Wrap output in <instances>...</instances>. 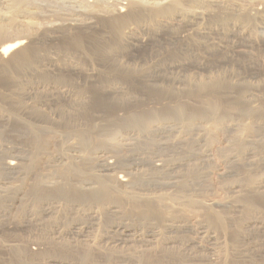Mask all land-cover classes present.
<instances>
[{"label": "rangeland", "instance_id": "obj_1", "mask_svg": "<svg viewBox=\"0 0 264 264\" xmlns=\"http://www.w3.org/2000/svg\"><path fill=\"white\" fill-rule=\"evenodd\" d=\"M213 1L217 2L219 0L217 1L213 0ZM132 2L135 4L137 3V5H140L141 7L152 6L153 8H158L162 6L160 0L159 1L133 0ZM220 2L224 4L221 5V3H219V5L221 6L225 5V8H223L224 6L223 7L220 6L221 9L217 8L218 9L217 10L215 7L218 4L216 3H211L212 5L215 4L214 7H212L211 4H210L211 6H207L208 8L211 7L212 9L211 8L208 9L207 7L204 9L203 6H196L192 8L184 7L182 10L183 14L181 17L183 21L180 18L176 19L173 17H171V19L169 20V22L176 28V30L178 29L179 31L184 26V23L189 20L193 22L194 27L197 28L196 30L201 29L203 31L202 32L200 30L199 32L205 34V36H203V34L202 37H200V35L199 36L197 35L198 38L195 36L197 38L196 43L198 46H200L198 47V49L199 48L201 49L198 50L200 55L198 56V54H196L197 57L196 56L193 57L195 59L199 57L197 61H201V63L204 64L202 65L203 66L202 68H196L193 65L191 66V64L189 63L190 61H193V58H190L189 61V59L185 58L186 56H183L184 57L182 58L183 61L182 59H180V61L182 63L183 62L187 63L186 60H188L187 64H189L190 66L188 65V67L184 66L183 69L178 68L164 72L162 71L158 72V69L155 70L154 66L152 67L150 66L151 68L144 67L145 71L143 70L142 72V70L139 71L138 69V65H139L138 63L136 64L135 61L134 62L130 61L131 56L137 54V52H139L140 49L139 48L133 49L134 46H128V47L125 46L123 48L125 55L124 53H122L123 51L121 49L120 52H118L119 60H121V62H123L125 65L126 63L136 64L135 70H131L132 72L112 71L111 73L110 71L101 68L102 64L100 63V61L95 59V57H98L100 55L98 54L99 53L98 50H97L98 53H96V50L93 52L91 51L92 53L95 52V55L87 50L84 51V54L81 53L82 57L89 59L91 61L92 60L95 61V62L93 61L88 62L87 65L85 64V62L84 63L82 62V64L86 65L85 68L88 66L91 67V69H94L96 75L94 74V78L90 79L92 82L93 81L99 82L100 80V83H102V80H108V82L111 81L115 83L119 81L124 85V88L126 89V93L131 95L129 97H123L122 98L123 101L134 97L136 98V100H138L136 105L135 104L130 105L129 103L130 105L129 106L125 104L123 106L124 110L121 109V111L118 112V114L121 117L123 115H125L123 116V118L128 116V114L126 115V113L128 112H129V116L131 113L134 115V117L143 116L146 112L150 114L151 109L155 110L154 112H151L152 116L155 114L156 109L158 110L157 112H161L162 110V113L164 112L168 113L171 112V110L174 111L180 110L185 114L176 117H186L191 114L190 112H197L198 110L205 111V113H207L206 116L208 115L210 116V114H208V112H210V109L207 105L204 104L203 100L206 101L207 100L206 98H212V97L218 98L219 94L220 95L218 99L222 104L221 110H224L226 108L225 110H228L229 115L232 116L231 118L240 117L239 113H236L235 111L236 109L225 106L226 103L228 105V103L235 102L237 100L235 96L236 89L231 90L232 88H227V86L223 83L224 86L222 85L223 86L222 88L225 87L227 89L225 90L217 89L213 91V95L209 94L208 90L210 88L208 87V85H213L210 82L215 81L218 77L225 78L227 82L231 80L229 81V83L230 84L234 83L233 85L236 84L249 85L250 91L249 90L246 91V93L247 92L248 93L243 95L242 99L244 97V99L247 100L249 98L248 97L249 94L252 95L254 94L252 98L254 99V102H258L260 100L258 103H256V105H258L261 102L262 98H264V90H263L264 68L262 69L258 67V64L262 62L261 60L264 61V19H263L264 15L263 17L261 16L258 18L255 17L254 15L251 16V18L249 19V22L251 24L248 23V21L246 22L237 21L236 16L233 15H237L242 11H243L242 14L248 11H249L248 13L251 14L254 12L252 11L253 9L254 10L257 9L263 12L264 0H220ZM121 3L126 4V1L124 2L122 1ZM123 6L121 4L120 7ZM94 7L98 8L97 11L94 10L96 9ZM113 8L115 7L114 5L110 6L109 0H102V1L101 0H0V23H1L0 27L2 25L3 26L5 25L7 28L9 27H14L17 29L20 28V30L23 31L22 33L23 35H21L22 39H25V41L27 42H29V40L31 39H34L35 42L33 43L34 45L33 47L41 51V53L49 54L50 56L52 55L51 57L53 58L62 57L61 58L62 64L65 63L64 65L66 64L73 65L74 61L76 62L78 55L73 57H68L67 55L68 53H65L62 49V47L69 44V41L66 39L68 33L64 32V34L60 35V33L55 32V30L57 28L61 29L62 26L63 28L64 27L67 28V26L70 27L75 23L80 24L81 22H85L84 25H88L86 23L89 24L95 23L93 18L90 19L91 21L89 20V18L91 17L90 15L91 13L94 14L97 12L99 13L98 14L99 16L100 15L102 16V14L104 15V13H106L107 11L108 13L106 14H109L110 10H112ZM193 8H195L196 11ZM214 9H216L217 11ZM222 9L224 10L225 13L228 12V15L233 14L231 15V19L232 17L233 19L234 18L236 19V21L235 19L233 21L230 19L229 22L231 23L228 22L229 26L227 25L226 27L228 31L226 29H223L224 31H222L219 25L215 26V22H212L210 21V19H208V17H210V12H215V11L218 12L219 10ZM194 11L197 12L196 13L197 15L192 18L191 13ZM206 11L207 12L210 11L209 14L206 13ZM185 13L186 16L184 15ZM187 13L190 17H187L188 16ZM185 17L189 19H185ZM178 22H179L178 26L182 24V26L179 28L177 26ZM96 23L94 25L97 26L99 25V26L98 27L96 26V29H94L93 31L96 32L97 34L99 33L98 39L100 40L101 39L100 34L102 35V37H104V35L103 33L100 32L101 28L99 22L97 24ZM213 23L214 25H211ZM233 23L235 24V26ZM68 24H70V26ZM142 25L147 27L148 24L141 23L140 26ZM232 26H234L233 29H231ZM130 27L129 28L131 29V31L133 30L132 33L135 32L134 36H136L137 39L139 38L138 40L141 39L143 40L148 38L147 35L143 32L144 31L143 29H145V27L142 29L141 27L138 28V25L136 26L133 24L132 26L130 25ZM11 29L7 31L6 34L2 36L0 35V46L3 44L2 41L6 37L16 38L19 36L16 34L15 29L13 28ZM132 33L128 34V36L129 35L132 36ZM242 33L244 36L242 35ZM42 35L45 36L42 37ZM46 35L49 36L48 39L45 38L47 37ZM240 35L245 39H248L249 40L248 42L250 43L246 45L247 43L245 41H242L240 38L237 39V37H239ZM247 35L249 38L247 37ZM107 37H108L107 39H111L109 35ZM202 45L209 46L208 48H210V51L209 50L207 51L208 54L205 50L206 48H202L203 47ZM211 47L213 49H211ZM222 47H224V49ZM166 48L168 50L165 49V51H170L172 49L171 46H167ZM216 48L222 50V51L220 50L221 51L220 54H219V50ZM165 51L162 52L161 54L162 56L160 55L161 56L160 58L155 57V60H153V62L157 63L158 61H161L162 57L166 58L167 61V59H169L170 54L169 55L166 54ZM224 51L227 52V55L226 53H224ZM210 55L211 56L213 55L212 57L214 59L213 61H215L216 63L218 61L217 64H215L212 61ZM223 55L224 57L227 56L226 59L223 58ZM247 55L250 56L247 57ZM177 57L181 58L179 54ZM177 57L173 59H177ZM215 57H218V59L223 61H220L217 58L215 60ZM71 58L73 59L71 60ZM250 58L252 60H250ZM70 60L71 62L69 63ZM211 61L214 64H212ZM221 62L228 63L229 65H227V68L225 63H223L225 64L223 66L222 65L217 66L219 65V63L222 64ZM36 65L37 63L34 66ZM214 66H217L219 69ZM229 66L232 67L229 68ZM223 68L226 69L224 70ZM227 69L228 70L230 69L232 72L231 71L227 72L226 71ZM148 70L149 71L152 70V71L149 72ZM133 71L137 72V74ZM257 71L261 72L260 74L262 76H260L261 78L258 77L255 79L254 73ZM121 72H123L124 74L123 73L121 74ZM125 73L127 74L129 73V74L125 75ZM131 74L134 78L131 76ZM66 75L70 76L71 74L66 73ZM147 75H151V76L153 75V76L151 78H148ZM71 76H73L74 78L78 77L80 79H83L82 81L85 80L84 77L82 78L78 74H72ZM73 77L71 78L73 79ZM105 77L108 78L106 79ZM78 78H76L75 80L81 83L82 81ZM146 79L149 82L152 80L151 81L152 83L150 82L152 86L149 85L150 84L149 82H148L149 84L146 83L147 82ZM156 80L158 81V84ZM72 82L75 81L73 80ZM55 83L56 85H58V86L55 85L56 87L59 88L61 86L59 89L60 91L69 90L70 93H72L71 95H73V92L74 95L76 94L75 91L77 87L74 85L75 83H73V85L70 84L71 86L67 84L68 82L64 84L61 83L60 81H55ZM201 84L202 85L208 84L207 86L204 85L205 88L206 87L208 88L206 89L203 88V90L200 89L199 86H201ZM74 86L76 88H74ZM41 89L39 90L43 92L40 93L41 95L39 98L35 100L32 97L33 98V99L31 98L32 100L31 99L26 100L23 101V103L31 104L33 103L32 101L34 102L39 101V103L47 101L46 99H44V96H42V94L48 93V89L50 88L43 87V89L42 90ZM50 90L49 92H55L54 90L53 91ZM88 95L86 96L88 97ZM76 96L77 98L80 97L79 95ZM86 96H85V100L87 103L84 101L86 104L85 103L82 104L81 102V105L79 104L77 106H72L73 108L70 107L68 108L67 106L66 108L65 107L63 108L62 106H59L58 108V106H53L50 103L47 106V108L45 107L46 113L55 116L54 117L56 123L55 127H57L56 128L57 130H55V132L56 131L57 132L53 133L50 136V138L48 137L47 139L49 140L48 142H50V140H54V141L51 142L50 144L48 143L47 146L48 148L47 147L45 148L46 150L44 149L43 151L41 150L40 152V149H36L35 147H33L35 149L31 148L30 146L24 147L27 144L25 143L27 142V139L24 138L26 141L23 138L21 140L22 135L21 137L14 139V137H10L8 136L9 134L6 133L5 138L4 137L1 138L3 140H0V264H50L48 263L49 259H53L56 257L55 258L57 259L56 261L61 260V258H58V256L55 254V250L57 246L54 243H59V244L68 243L71 246L73 245V247H75L76 245L74 244V242H78L81 246L84 244L87 245L89 243V246L87 245L86 248L88 247L87 248V250L89 249L88 251L91 250L90 254L92 256L88 255V258L86 260H79L72 255L73 253H71L70 255H67L68 256L67 258H69L68 262L71 261L72 264H117V262L121 264V261L122 263L124 261L125 262L127 261L126 263L124 262L123 264H128V263L138 264L137 260L139 261V264H143L140 261V257L136 260L138 256V254H136L137 253L136 251H138V247L141 244H143V240L145 242L146 239H149L148 237L152 235V233L153 235L155 234L153 252L160 250L161 247L162 248L165 246L171 247L173 244L174 247L176 246L177 248H179V250L177 249V252L176 251L170 252V254L166 255L165 258H160L158 260L159 261L158 264H223V263L228 264L230 262L232 264H264V148H263L264 131L261 132L259 136L254 138V140L258 142V144H260L261 146H259V148L256 147L253 151L247 150L248 152L245 151L243 153L241 152L242 153L241 154L240 152L233 151L229 148V146L231 145L229 141L233 136L232 133L236 129L235 127H231V129H229L228 127L231 123L229 124L227 123V121L223 123L215 122L216 123L215 124L213 121H209V119L207 118H202L194 122L193 123L194 126L192 124V127H190L189 130L187 127L188 124L186 123L187 121L183 122L179 120L177 121L173 120L175 122L170 121L169 123L168 120L166 121L162 120L163 118L162 119L154 118L156 119V121H154L151 124L149 132L148 131L142 132L141 129H139L136 125L135 126L132 125L133 127L130 128L125 127V128H121L120 130L118 129L117 134L112 132L111 129L113 128H111L110 132L108 133L105 130H102V132L99 130L100 137L98 136V138H96L95 136L94 140H92L91 141L92 143L90 142V144L94 146L95 142H97L95 144H98L99 141H101V143H103L104 146L101 148H97L98 150L95 149L96 147L94 148L88 147V149L85 148L83 150L84 147L81 146V143H79L80 140L78 136H76L77 133L75 130L78 126H79L78 128L83 129L85 127L84 125L87 126L91 124L90 122L91 121L93 122V120L97 127L102 126L101 124L105 123L108 120L111 122L115 121L112 114H106L107 112L103 113L104 111L99 110L100 107L97 106V103L99 104V102H101L102 100L106 102L104 99L106 98L105 93H103L102 96L99 97V99H97L96 104H94L95 101L91 99L92 98L91 96H89L91 97L89 99L86 98ZM41 99L43 101H41ZM223 102H225V105ZM81 106L85 111L82 110ZM119 108H122V106L120 105ZM61 110L68 112V113L65 112V114L71 116V118L72 117L73 119L75 118V120L71 119V122H69V124L66 125V127L62 125V121L61 119H59V116L61 118V115L59 114ZM94 110L96 112H94ZM206 110L209 111L207 112ZM79 113H81L82 116ZM261 116H262L261 118H264V111L261 112ZM147 117H150V115H148ZM159 117H163V116H159ZM109 121L108 123H110ZM261 121H262L261 123H264L263 119ZM122 122H124V120ZM72 125L75 127V130ZM109 125H112L113 127V125L116 126L117 123L116 124L112 123ZM63 129L66 130L70 129L73 133H76V135H72L71 137L69 138L66 137L67 139H64L65 141L68 140L66 141L68 142V144L63 141V137H64ZM112 133H114L115 135H113ZM11 135L13 136V133H11ZM73 136L76 137L74 138ZM16 139L18 140L20 139V140L18 141ZM96 139L98 141H96ZM61 142L63 145H61ZM18 144L21 146L16 147L15 145ZM18 148L19 150H17ZM21 149L23 151H21ZM99 149H101L102 151H99ZM34 151L35 152L38 151L37 154ZM85 151L87 152L85 153ZM85 156H89V158L87 159ZM72 157H75V159L74 158L72 159ZM90 158H92V160ZM96 159H98L99 161L100 160L106 161L107 163L109 162V164H111L112 167L111 165H109L108 168L106 167L108 171L106 170V168L98 167V164L100 166L103 163V161L99 162ZM235 161L239 162V164H242L243 166L240 167L235 166L237 165ZM8 162L16 163L18 165V168L15 169L14 171L7 170L5 168L6 165L4 166V164ZM70 165H73L74 167ZM154 166H159V168L160 167L161 168L158 169L157 171L155 170ZM72 167L73 170H75L76 167L79 169L75 170L77 171V173L75 174L70 172L69 174L71 175L70 177L68 175L69 177L68 179L70 180V182L76 183L75 185H77L76 186L77 188L93 187L91 185H88L87 183L91 182L92 176L94 177L95 175L98 174L99 176L100 175L109 176L110 178H112V180L109 178L112 182H114L116 178L122 177V179H128L130 183L126 184L128 186L125 185V187L123 186L122 188H118L116 186L117 195L116 193H113L114 194L113 196L116 199L114 197L113 199L107 198L105 201L101 203H96V202L88 203V204L84 203V205L82 206L76 202H71V203L66 202V200L63 199H54L52 201L50 200L48 203H45L43 206L44 208L47 205H48L47 207H49V205L51 206V208L55 207L56 212L53 216H50V218L44 217L41 213V209L40 210L37 209L38 207L34 205L33 206L35 208L34 207L32 208L31 199L29 200L28 198V196L31 197V188L33 186L32 184H34L35 178L39 177V180L41 179L40 181L42 186L45 187L47 186V188H52V189L55 187L62 188L63 187L62 183L64 181L60 179L61 176L60 173L63 174L65 171L72 169ZM101 170L103 172H101ZM77 174L78 175L81 174L82 177L81 176L77 177L76 176ZM114 178L115 180H113ZM253 181H256L255 183H258V185H260L259 186L260 188L256 190L254 189L255 191L253 190V188L250 189L251 184L254 183ZM129 194L133 196L136 195L141 198L144 196L148 198L151 197L152 199L153 197L160 198L162 196L164 197V198L161 197L163 199V204L161 202L160 203L162 206L164 205L163 207L164 209H166V211L162 209L161 212L163 213L164 211L163 214L160 212L159 214L157 213L156 215L155 213V215L153 214L154 216L150 215L149 219L148 218L141 219L138 212L141 214L140 211L142 209L143 199L140 198L139 200L132 199V197L130 198V196H128ZM5 199H6V203L4 204V201L2 200ZM123 200L125 201V203ZM186 201L188 204L186 203ZM190 201L191 202L194 201V203H196L195 205L197 206V210L191 211L189 209L188 210L186 209L188 208L187 205L189 206ZM7 202H10L8 204L9 206H11L10 216H7L4 212L5 209H3V207L6 206ZM24 205H25L24 208H20ZM136 209L140 211H137ZM110 211L114 214H112ZM209 212H211V215L214 214L216 219H220L219 221L222 222L223 224L210 226L208 222H213L216 224L217 221H214L210 218ZM112 215L114 217H112ZM89 216H93L94 218L96 217V219L92 221L89 218ZM151 220L152 222H150ZM248 221L259 222L261 224H256V225L249 224L250 226L248 225L247 227ZM92 224L93 226H90ZM118 224L122 226L125 225L131 230V234H132L131 238L130 239L128 238L130 242L127 243L125 242V245L122 244V239L124 237H121L120 236L121 233L119 232L120 230H117L119 226ZM166 224L167 225L175 224L178 226L182 225L181 226L182 228L171 230L166 227ZM84 225L86 226V228ZM5 226H7L10 229L7 228L6 230ZM54 226L57 228H55ZM74 227L79 228V230L78 229L74 230L73 229ZM256 227H258L259 229L258 228L256 229ZM200 228H204L205 230L207 229L208 233H212V232L215 233L214 235L212 233V235L214 236V239L216 241L214 239L210 240L207 236L205 237V235L200 234V230H199ZM67 231L70 232V234ZM74 232L79 233V236L82 237H76L74 235ZM238 233H240L241 235H239ZM80 240H82L84 243ZM124 240L127 239L124 238ZM168 242L170 243L174 242V243L168 244ZM194 245L199 246V248L194 249ZM189 247L190 249H188ZM13 248H16V250L15 249L12 250ZM75 248H73L74 251ZM208 248H212V251L207 254V251L205 249ZM32 249L38 250L39 252L37 254H32L31 253ZM121 249L122 251H119ZM200 249L202 251H199ZM18 250H20V252H18L19 253L18 260H21L20 263H16L18 262V260L15 257H13ZM76 250H79V248L77 247ZM105 255H107V257H105ZM132 255L133 256L136 255V257H133ZM141 258L142 260H144L145 256ZM66 260L67 259H63V261ZM213 260L215 262H213Z\"/></svg>", "mask_w": 264, "mask_h": 264}, {"label": "bare ground", "instance_id": "obj_2", "mask_svg": "<svg viewBox=\"0 0 264 264\" xmlns=\"http://www.w3.org/2000/svg\"><path fill=\"white\" fill-rule=\"evenodd\" d=\"M102 1V0H101ZM124 2L126 1V4H123L121 2ZM133 0H109V3H110V6L111 5H114L115 8H113L112 10H110V13L109 14H106L108 13V11L106 13H104V15L102 14V16L98 15L99 13H94V14H90L91 17L89 18V20L91 18H93V20L95 21V23L99 22L100 24V28H101V33H103L104 37H102V35L100 34L101 36V39L99 40L98 39V34L96 32H94L93 30L96 29V26L97 25H94L95 23H86L88 25H84L85 22H79L80 24L78 23H75L73 25L70 26V24H68L70 27L67 26L63 28L62 25V28L61 29H56L55 32H58L61 34H64L65 33H68L66 39L69 41V44L62 47L63 51L65 53H68V57H73V56H77L78 55V58L76 60V62L74 61L73 65L72 64H62L61 62V58H58V57H51L49 54H45V53H41V51L37 50L36 48H34L33 46V43L35 42L34 39H31L29 40V42L25 41V39H22V36L23 35V31L20 30V28H14V27H9L7 28L5 25L1 26L0 27V35H4L6 34L7 31H9L11 28L15 29L16 31V34L19 35L18 37L16 38H9V37H6L3 41H2V45L0 46V140H3L1 138H5V135L6 133L9 134L8 136L10 137H14L15 138H19L21 137V140L22 138L24 139H27V143L24 147H28L30 146L31 148L35 147L36 149H40V152L41 150L43 151L47 146H48V143L50 144L51 142H53L54 140H50V142H48L49 140L48 137L50 138V136L53 134V133H56L55 130H57L55 127V116L54 115H50L48 113L45 112V109L47 108V106L50 104H52L53 106H62L63 108L66 106L69 108H73L72 106H77V105H81V102L82 104L86 102L85 100V96L88 95V97L86 96V98H91L93 101H95L94 104H96L97 102V99H99V97L102 96L103 93H105L106 95V98L104 102V100H102L101 102H99V104L97 103V106L100 107L99 110H102L104 111L103 113H106V114H112L113 118L115 121L110 122L106 124L103 123L101 124L102 126L100 127H97L94 120L93 122L91 121L89 125H84L85 127L83 129H80V128H76L75 130V127L73 126L74 130L76 131V133H73L70 129L69 130H66V129H63V132H64V137H63V141L66 142L68 140H64V139H67L66 137H71L72 135H76L78 136L80 142L81 143V146L84 147L83 150L85 148L88 149V147H96L95 149L97 148H101L104 146L103 143H101V141H99L98 144H95L97 142H93L94 143V146L92 144H90V142L92 140H94V137L96 136V138H98V136L100 137V131L102 132V130H105L108 132H110V129L112 130V132H114L115 134H117L118 132V129L120 130L121 128H125V127H133L132 125H136L139 129H141L142 132H145V131H148L149 132V129L151 127V124L156 121V119L154 118H163L162 120H168L169 123L170 121H173V120H179V121H187L186 123L188 124V129L190 130V127H192V124L194 122H196L197 120L199 119H202V118H207L209 119V121H213L214 123L215 122H226L227 123H231L229 125V129H231V127H235V131L232 133V138L231 140L229 141L231 143V145L229 146V148L233 151H237V152H248L247 150H254L256 147L259 148V146H261L260 144H258V142H256L254 140L255 137L259 136L261 132L264 131V123H261L262 119L264 120V118H261V112L264 111V98H262L261 102L256 105V103L258 102H254V99L253 98V95L252 94H249L248 95V99L245 100L244 97L242 99V96L247 94L246 91L249 90V85L247 84H236V85H233L234 83L230 84L229 80L227 82V80L223 77H218L215 81L213 82H210L212 83L213 85H208V84H201L200 89L203 90V88H205V86L208 85V87L210 88L208 91H209V94H212L213 95V91L214 90H217V89H220V90H225L227 88H232L231 90L233 89H236V92H235V96H236V101L235 102H231V103H226L225 105V102L224 105L225 106H228L230 108H234L236 109V113H239V116L240 117H234V118H231L232 116L229 115V112L228 110H221V102L220 100L218 99L219 98V92H218V98L216 97H212V98H206L207 100L204 101V104L207 105L210 109V112H208V114H210V116H206L207 113H205V111H200L198 110L197 112H190L191 114L189 116H186V117H176V116H180L182 114H184V112L180 111V110H171V112H168V113H162V110L161 112H157L158 110L156 109V112L155 114L152 116V113L151 112H154L155 110L151 109L149 113H145L143 116H139V117H134V115L130 114L129 116V112L126 113V115L128 114V116H126L125 118H123V115L122 117L118 114V112L123 109V106L125 104L130 105L131 104H137L138 100H136V98H129L125 101H123V97H129L131 95L127 94L126 93V89L124 88V85L121 83V82H108V80H102V83H100V80L99 82L98 81H91L90 79L94 78V74H95V71L94 69H91V67H86L85 66L87 65L88 62H92L91 60L89 59H86L84 57L81 56V53L84 54V51H89V52H93L96 50V53L97 50L99 51L98 54H100L98 57H95L96 60L100 61V63L102 64L101 65V68H104L105 70L107 71H110L112 73V71H131V70H135V65L138 63V69L139 71L143 70L145 71V68L144 67H147V68H151L152 66H154L155 70L158 69V72L159 71H169V70H174V69H183L184 66L188 67L189 64H191V66H195L196 68H202L204 64L201 63V61H197V59L199 58H193L196 56V54H198V56L200 55V53L198 52V46L197 43H196V40H197V35L200 37H202V34L201 32H199L200 30H196L197 28L194 27L193 25V22H191V20L187 21L184 23V26L180 29V31L176 30V28L169 22V20L171 19V17L173 18H180L182 19V14H183V8L185 7H189V8H192V7H196V6H203L204 9L207 7V6H211L212 4L211 3H216L218 5H216V9L220 8V6L224 3H221L220 0L215 2L213 0H179V1H176V0H160V2L162 3V6L161 7H158V8H153L152 6H149V7H141L140 5H137V3H133L132 2ZM159 1V0H157ZM164 1V2H162ZM15 2V1H14ZM99 2V1H98ZM223 2V1H222ZM91 3V2H90ZM154 3V2H153ZM219 3H221V5H219ZM98 4V3H97ZM122 4L123 7H120ZM157 4V3H156ZM211 4V5H210ZM95 5V4H94ZM161 5V4H160ZM214 5H212V7H214ZM224 6V7H223ZM221 7L225 8V5H223ZM264 6V5H263ZM151 7V8H150ZM258 7V6H257ZM96 8V7H94ZM104 8V7H103ZM188 8V9H189ZM202 8V7H200ZM208 8V7H207ZM211 8V7H210ZM208 8V9H210ZM254 8V7H253ZM98 8L94 9L97 11ZM110 9V8H109ZM195 10V8H193ZM212 9V8H211ZM214 9V10H216ZM217 9V10H218ZM221 9V8H220ZM207 10V9H206ZM216 10V11H217ZM223 10V9H222ZM222 10H219L218 12H210V17H208V19H210V21L212 22H215V26L216 25H219L221 30L224 31L223 29H226L227 30V25L229 26V22L230 19H231V15L233 14H229L228 15V12L225 13L224 10L222 12ZM226 10V9H225ZM80 11V10H79ZM89 11V10H88ZM192 11V10H191ZM196 11V10H195ZM192 12L191 13V16L192 18L195 17L197 14V12ZM205 11V10H204ZM208 11V10H207ZM209 14V12H207ZM213 11V10H212ZM254 11L253 13H244L242 14L239 13L237 15H233V16H236V19L237 21H240V22H243V21H248L249 22V19L251 18V16H255V17H263L264 15V11H260V10H252ZM86 12V11H85ZM92 12V11H91ZM95 12V11H94ZM182 12V13H181ZM190 13V12H189ZM200 13V12H199ZM198 13V14H199ZM81 15V13H80ZM186 16V13L184 14ZM188 15V13H187ZM202 15V14H201ZM200 15V16H201ZM89 16V15H88ZM93 16V17H92ZM199 16V15H198ZM87 17V16H86ZM187 17H190L189 15ZM85 19V18H84ZM185 19H189V18H186ZM184 19V21H185ZM199 19V18H197ZM229 19V20H228ZM235 19V18H234ZM233 17H232V21L234 20ZM235 19V21H236ZM264 19V18H263ZM254 20V19H253ZM7 21V20H6ZM76 21V20H75ZM87 21V20H86ZM91 21V20H90ZM183 21V19H182ZM77 22V21H76ZM211 22V23H212ZM229 22V23H228ZM239 22V23H240ZM244 22V23H245ZM20 23V22H19ZM66 23V22H65ZM83 23V24H82ZM96 23V24H97ZM141 23L143 24H148L147 27L141 25ZM182 23V22H181ZM1 24V23H0ZM133 25H138V28L141 27L142 29L145 27V29H143L144 33L147 35V39H141V40H138L136 38V36H134V33H132L131 31V27L130 25L132 26ZM179 22L177 23V26H178ZM210 24V23H209ZM234 24V23H233ZM238 24V23H237ZM251 24V23H250ZM25 25V24H24ZM103 25V26H102ZM211 25H214L211 24ZM244 25V24H243ZM253 25V24H252ZM9 26V25H8ZM66 26V24H65ZM99 26V25H98ZM97 26V27H98ZM182 24H180L179 27H181ZM235 26V24H234ZM231 27V29H233V27ZM237 26V25H236ZM248 26V25H247ZM18 27V26H17ZM27 27V26H26ZM131 29H130V28ZM246 27V26H245ZM66 28V29H65ZM134 28V27H133ZM215 28V27H214ZM239 28V27H238ZM243 28V27H242ZM250 28V27H249ZM98 29V28H97ZM136 29V28H135ZM229 29V28H228ZM241 29V28H240ZM12 30V29H11ZM243 30V29H242ZM25 31V29H24ZM135 31V30H134ZM202 31V30H201ZM228 31V30H227ZM225 31V32H227ZM234 31V30H233ZM240 31V30H239ZM27 32V31H26ZM138 32V31H137ZM203 32V31H202ZM241 32V31H240ZM25 33V32H24ZM57 33V34H58ZM132 33V36L128 34H131ZM220 33V32H219ZM244 33V32H243ZM242 33V35H243ZM246 33V32H245ZM252 33V32H251ZM256 33V32H255ZM229 34V33H228ZM234 34V33H233ZM254 34V33H253ZM110 36L111 39H107L108 37L107 36ZM45 35H42V37H44ZM47 37L45 38H49L48 35H46ZM99 36V38H100ZM106 36V37H105ZM197 38H196V37ZM203 36H205V34H203ZM229 36V35H228ZM244 36V35H243ZM41 37V38H42ZM199 37V39H200ZM217 37V36H216ZM248 37V35H247ZM246 37V38H247ZM24 38V37H23ZM31 38V37H30ZM34 38V37H33ZM52 38V37H51ZM103 38V39H102ZM144 38V37H143ZM196 38V39H195ZM224 38V37H223ZM227 38V37H226ZM240 38L242 41H245L246 45H248V42L249 40L248 39H245L244 37H242L241 35L239 37H237V39ZM249 38V37H248ZM252 38V37H251ZM254 38V37H253ZM3 39V38H2ZM36 39V38H35ZM33 40V41H32ZM54 40V39H53ZM220 41V40H219ZM251 41V40H250ZM253 41V40H252ZM86 42V43H84ZM136 42V43H135ZM182 43V44H181ZM194 43V44H193ZM219 43V42H218ZM217 43V44H218ZM252 43V42H251ZM199 44V43H198ZM216 44V43H215ZM220 44V43H219ZM256 44V43H255ZM201 45V44H200ZM223 45V43H222ZM69 46V47H67ZM125 46H134V48H139V52H137V54L131 56V59L130 61L134 62L136 64H129V63H126V65L121 62V60H119V57H118V52H120V49L123 51L124 47ZM167 46H171V50L170 51H165V49H167L166 47ZM203 46V47H202ZM201 47L202 48H206V52L209 50L210 51V48H208L209 46H205V45H202ZM214 46V45H213ZM219 46V45H218ZM217 46V47H218ZM251 46V45H250ZM241 47V46H240ZM243 47V46H242ZM170 48V47H169ZM224 49V47H222ZM128 49V48H127ZM131 49V48H130ZM211 49H213L211 47ZM219 50V48H216ZM226 49V48H225ZM248 49V48H247ZM246 49V50H247ZM168 50V49H167ZM201 50V49H200ZM204 50V49H203ZM221 50V49H220ZM219 50V54L220 51ZM234 50V49H233ZM238 50V49H237ZM251 50V49H250ZM166 54H170L169 55V59H167L166 61V58L162 57L161 61H158L157 63L153 62V60H155V57H161L162 55V52H164ZM245 51V50H244ZM91 52V53H92ZM126 52V51H125ZM131 52V51H130ZM133 52V51H132ZM167 52H170V53H167ZM198 52V53H197ZM205 52V53H206ZM215 52V51H213ZM63 53V52H62ZM124 53V51L122 52ZM210 53V52H209ZM217 53V52H216ZM223 53V52H222ZM224 53H226L227 55V52L224 51ZM223 53V54H224ZM251 53V52H250ZM82 54V55H83ZM95 55V52L92 53ZM97 54V55H98ZM178 54L181 56L180 57H177ZM208 54V52H207ZM215 54V53H213ZM63 55V54H62ZM65 55V54H64ZM96 55V56H97ZM125 55V53H124ZM161 55V56H160ZM164 55V54H163ZM217 55V54H216ZM225 55V54H224ZM223 55V58L226 59L227 56L224 57ZM130 56V55H129ZM173 56V57H172ZM183 56H186L185 58L189 59L190 61V58H193V61H190L189 64L188 63V60L187 63L186 62H181L180 59L184 58ZM211 56V55H210ZM219 56V55H218ZM221 56V55H220ZM250 56V55H247V57ZM67 57V58H68ZM127 57V56H126ZM167 57V56H166ZM177 57V59H173ZM189 57V58H188ZM197 57V56H196ZM213 57V55L211 56V58ZM222 57V56H221ZM246 57V55H245ZM253 57V56H252ZM65 58V57H64ZM202 58V57H201ZM209 58V57H208ZM216 58L218 59V57H215V60ZM220 58V57H219ZM222 58V59H223ZM231 58V57H229ZM69 59V58H68ZM73 58H71L72 60ZM75 59V58H74ZM195 59V60H194ZM204 59V58H203ZM259 59V58H258ZM71 60L69 61V63L71 62ZM127 60V59H126ZM160 60V59H159ZM184 60V61H185ZM214 59L212 58V61ZM220 60V59H218ZM250 60H252L250 58ZM63 61V59H62ZM65 61V59H64ZM102 61V62H101ZM183 61V59H182ZM211 61V63H212ZM220 61H223V60H220ZM227 61V60H226ZM262 62H260V64H258V67L260 68H264V61L261 60ZM82 62L84 64H82ZM95 62V61H93ZM215 64L217 63L215 61H213ZM228 62V61H227ZM242 62V61H241ZM252 62V61H250ZM37 63L36 66H34L35 64ZM212 63V64H214ZM222 64L219 63V65L217 66H220V65H225L226 64V68H227V65H229L228 63H225V62H221ZM225 63V64H223ZM243 64V63H242ZM249 64V63H248ZM254 64V63H253ZM95 65V64H94ZM232 65V64H231ZM240 65V64H238ZM92 66V65H91ZM151 66V67H150ZM190 66V65H189ZM217 66H214V67H217ZM248 66V65H247ZM193 67V68H195ZM232 67V66H231ZM229 66V68H231ZM240 67V66H239ZM251 67V66H250ZM90 68V69H88ZM93 68V67H92ZM137 68V67H136ZM218 68V67H217ZM225 68V69H226ZM103 69V70H104ZM185 69H188V68H185ZM219 69V68H218ZM224 69V68H223ZM224 69V70H225ZM251 69V68H250ZM255 70V69H254ZM258 70V69H257ZM261 70V69H259ZM264 70V69H263ZM149 71V70H148ZM152 71V70H151ZM149 71V72H151ZM222 71V70H220ZM227 72L231 71L230 69L226 70ZM234 71V70H233ZM132 72V71H131ZM135 72V71H133ZM209 72V71H208ZM232 72V71H231ZM67 74H78L80 75L82 78L84 77L85 80L82 81L83 79H80L78 77V79H80L82 82L80 83L79 81L77 82V80H75L76 78H74L73 76V79L69 76V75H66ZM108 73V72H107ZM116 73V72H115ZM114 73V75H115ZM118 73V72H117ZM123 72H121L122 74ZM137 74V72H135ZM147 73V72H146ZM261 72L257 71L254 73V77L255 79L262 76L260 74ZM109 74V73H108ZM119 74V73H118ZM124 74V73H123ZM127 73H125L126 75ZM129 74V73H128ZM127 74V75H128ZM134 74V75H136ZM139 74V73H138ZM145 74V73H144ZM154 74V73H153ZM96 75V74H95ZM160 75V74H159ZM165 75V74H164ZM163 75V76H164ZM222 75V74H221ZM77 76V75H76ZM132 76V74H131ZM153 76V75H152ZM151 75H147L148 78H151L152 77ZM158 76V75H157ZM162 76V75H161ZM231 76V75H229ZM133 77V76H132ZM131 77V78H132ZM136 77V76H135ZM141 77V76H140ZM236 77V76H235ZM253 77V78H254ZM106 78V77H105ZM108 78V77H107ZM106 78V79H107ZM126 78V76H125ZM134 78V77H133ZM154 78V77H153ZM163 78V77H162ZM215 78V77H214ZM261 78V77H260ZM110 79V78H109ZM123 79V77H122ZM230 79V78H229ZM62 80V81H61ZM75 81V82H72V81ZM116 80V79H114ZM147 80V79H146ZM212 80V79H211ZM214 80V79H213ZM226 80V81H225ZM55 81H60L61 83H67L68 85L75 83L74 85L77 87L76 89V94L74 95V92H73V95H71L72 93H70V91H66V90H63V91H60V87H56L58 85H56ZM104 81V82H103ZM152 81V80H151ZM150 81V82H151ZM157 81V80H156ZM149 81L147 80L146 83H148ZM149 82V83H150ZM242 82V81H241ZM113 83V84H112ZM120 83V84H119ZM148 83V84H149ZM152 83V82H151ZM151 83L149 84L150 86ZM223 83L227 86V88H222L224 85ZM243 83V82H242ZM246 83V82H245ZM147 84V85H148ZM157 84H158V81H157ZM156 84V85H157ZM197 84V83H196ZM56 85V86H55ZM70 85V86H71ZM111 85V86H110ZM205 85V86H204ZM223 85V86H222ZM74 86V88H76ZM212 86V87H210ZM43 87H49L52 91L54 90L55 92H49L50 89H48V93H45V94H42V96H44V99H46L47 101H44V102H40L37 101V102H34L32 101L33 103L29 104V103H23V101H26V100H30L32 97L36 100L37 98L40 97V93L43 92V91H40L39 89H43ZM65 87V85H64ZM63 87V88H64ZM73 87V86H72ZM206 87V88H208ZM69 88V87H68ZM86 88V89H85ZM198 88V87H197ZM205 88V89H206ZM258 88V87H257ZM256 88V89H257ZM41 89V90H42ZM46 89V88H45ZM148 89V88H147ZM251 89V88H250ZM261 89V88H260ZM50 90V91H51ZM264 90V89H263ZM46 91V90H45ZM74 91V90H73ZM196 91V90H195ZM250 91V90H249ZM204 93V92H203ZM261 93V92H260ZM39 94V95H38ZM207 94V93H206ZM76 95H79L80 97L77 98ZM163 95V94H162ZM211 95V96H212ZM41 96V97H42ZM91 96V97H89ZM160 96V95H159ZM210 96V95H209ZM259 96V95H258ZM32 98V99H33ZM31 99V100H32ZM101 99V98H100ZM132 99V100H130ZM205 99V97H204ZM40 100V99H39ZM7 101V102H6ZM41 101H43L41 99ZM74 101V102H73ZM85 101V102H84ZM6 102V103H5ZM80 102V103H79ZM92 102V101H91ZM87 103V102H86ZM85 103V104H86ZM141 103V101H140ZM84 104V105H85ZM92 104V103H91ZM255 104V105H254ZM120 105L122 106V108H119ZM129 105V106H130ZM223 105V106H224ZM94 106V105H93ZM46 107V108H45ZM82 107V106H81ZM44 108V109H42ZM62 108V109H63ZM75 108V107H74ZM96 108V107H95ZM64 110V109H63ZM61 110L60 111V115H61V118L59 116V119H61L62 121V125L66 127V125L69 124V122H71V119L72 120H75V118L73 119V117L71 118V116L69 115H66L65 112L66 111H63ZM66 110V109H65ZM82 110L83 107H82ZM130 110V109H129ZM153 110V111H152ZM77 111V110H76ZM85 111V110H84ZM146 111V110H145ZM160 111V110H159ZM231 111V110H230ZM234 111V112H235ZM80 112V111H79ZM94 112H96L94 110ZM99 112V111H98ZM142 112V111H141ZM140 112V113H141ZM181 112V113H180ZM56 113V112H55ZM68 113V112H66ZM81 116L82 114L79 113ZM150 115V117H147L148 115ZM78 115V114H77ZM104 115V114H103ZM147 115V116H146ZM185 115V114H184ZM106 116V115H105ZM155 116H158V117H155ZM159 116H163V117H159ZM206 116V117H205ZM77 117V116H76ZM80 117V116H79ZM58 118V117H57ZM93 118V117H92ZM112 118V117H111ZM187 118V119H186ZM58 119V120H59ZM110 119V118H109ZM124 120V122H122ZM60 121V120H59ZM102 121V120H101ZM158 121V120H157ZM120 122V124H119ZM122 122V123H121ZM175 122V121H173ZM264 122V121H263ZM54 123V124H53ZM89 123V122H88ZM97 123V122H96ZM116 124L117 125H109V124ZM190 123V125H189ZM220 123V124H221ZM235 123V124H234ZM105 124V125H104ZM119 124V125H118ZM216 124V123H215ZM226 124V123H225ZM60 125V124H58ZM71 125V123H70ZM78 125V124H77ZM80 125V124H79ZM98 125V124H97ZM224 125V124H223ZM71 126V127H72ZM76 126V125H75ZM82 126V125H81ZM80 126V127H81ZM194 126V124H193ZM222 126V125H221ZM68 127V126H67ZM69 128V127H68ZM82 128V127H81ZM72 129V128H71ZM186 129V128H185ZM73 130V129H72ZM83 130V131H82ZM100 130V131H99ZM61 131V130H60ZM11 133H13V136L11 135ZM106 133V134H107ZM114 133H112L113 135H115ZM185 134V133H184ZM59 135V133H58ZM62 135V134H61ZM24 136V137H23ZM75 136V137H76ZM205 136V135H204ZM57 137V136H56ZM59 137V136H58ZM74 137V136H73ZM74 137V138H75ZM231 137V135H230ZM229 137V139H230ZM52 138V137H51ZM184 138V137H183ZM8 139V137H7ZM24 139V140H25ZM179 139V138H178ZM18 140V139H16ZM20 140V139H19ZM18 140V141H19ZM56 140V138H55ZM70 140V139H69ZM78 140V139H77ZM26 141V140H25ZM61 141H62V138H61ZM96 141H98L96 139ZM29 142V143H28ZM57 142V141H56ZM59 142V141H58ZM75 142V141H74ZM18 143V142H17ZM23 143V141H22ZM68 144V142H66ZM92 143V142H91ZM59 144V143H57ZM65 144V143H64ZM66 144V145H67ZM133 144V143H132ZM55 145V144H54ZM61 145L62 142H61ZM78 145V143H77ZM136 145V144H134ZM16 147H19L21 145H15ZM71 146V145H70ZM29 147V148H30ZM50 147V146H49ZM64 147V146H63ZM77 147V146H76ZM79 147H80V144H79ZM81 147V148H82ZM263 147V146H262ZM11 148V146H10ZM33 148V149H35ZM48 148V147H47ZM60 148V147H59ZM91 148V149H93ZM249 148V149H248ZM264 148V147H263ZM16 149V148H15ZM121 149V148H120ZM19 150V148L17 149ZM46 150V149H45ZM64 150V149H63ZM66 150V149H65ZM69 150V148H68ZM98 150V149H97ZM21 151H23L21 149ZM94 151V150H93ZM99 151H102L101 149H99ZM15 152V151H14ZM35 152V151H34ZM38 152V151H37ZM37 152H35L37 154ZM87 151H85L86 153ZM106 152V151H105ZM44 153V152H43ZM69 153V152H68ZM100 153V152H99ZM119 153V152H118ZM236 153V152H235ZM241 153V154H242ZM35 154V155H36ZM56 154V153H55ZM81 154V153H80ZM96 154V153H95ZM245 154V153H244ZM34 155V156H35ZM53 155V154H52ZM79 155V154H78ZM99 156V155H98ZM50 157V156H49ZM58 157V156H57ZM87 159L89 158V156H85ZM84 157V158H85ZM32 158V157H31ZM34 158V157H33ZM71 158V157H70ZM75 159V157H72V159ZM95 158V157H94ZM103 158V157H101ZM100 158V159H101ZM36 159V158H35ZM34 159V160H35ZM50 159V158H49ZM80 159V158H79ZM92 160V158H90ZM95 160V159H94ZM98 160V159H96ZM31 161V160H30ZM90 161V160H89ZM99 161V160H98ZM101 161V160H100ZM99 161V162H100ZM103 161V160H102ZM101 161V162H102ZM240 161V160H239ZM77 162V161H76ZM87 162V161H86ZM96 162V161H95ZM172 162V161H171ZM236 162V161H235ZM243 162V161H242ZM81 163V162H80ZM88 163V162H87ZM170 163V162H169ZM177 163V162H176ZM234 163V162H233ZM232 163V164H233ZM32 164V163H31ZM66 164V163H65ZM159 164V163H158ZM174 164V163H173ZM237 165L235 166H243L242 164H239V162H236ZM6 165V169L9 170V171H14L15 169L18 168V165L14 162H8L6 164H4V166ZM82 165V164H81ZM109 162L107 163L106 161H103V163L99 166L98 164V167H103V168H108L109 167ZM141 165V164H140ZM170 165V164H169ZM254 165V164H253ZM3 166V167H4ZM62 166V165H61ZM70 166H73V165H70ZM69 166V167H70ZM76 166V165H75ZM164 166V165H163ZM250 166V165H249ZM58 167V166H57ZM64 167V166H63ZM74 167V166H73ZM73 167L72 169L68 170V171H65L63 174H61L60 176V179H62L64 182L62 183L63 187L62 188H47V186H42L41 184V179L39 180V177H36L35 180H34V184H32V188H31V197L28 196L29 200L31 199V202H32V208L34 206H37L38 208L37 209H41V213L44 217H49L50 216H53L56 212L55 210V207L54 208H51V206L49 205V207L45 206L44 208V204L45 203H48L50 200H54V199H63V200H66V202H76L78 203L79 205H84L85 204H88V203H93V202H96V203H101L103 201H105L107 198H112L113 199V193H116V190H117V187L118 188H122L123 186L125 187L126 184L130 183L128 181V179H122V177H119V178H115L113 180H115L114 182H112V178H110L109 176H106V175H95L94 177L92 176L91 177V182H86L88 185H91L93 187H89V188H77L75 185L76 183H73V182H70V180L68 179L70 177L71 174H69L70 172L75 174L77 173V171H75L76 169H79V168H75V170H73ZM85 167V166H84ZM112 167V165H111ZM110 167V168H111ZM132 167V166H131ZM153 167V166H152ZM155 167V170L158 171L159 166H154ZM237 167V168H238ZM4 168V169H5ZM106 168V170H107ZM168 168V167H167ZM3 169V170H4ZM30 169V168H29ZM68 169V168H67ZM84 169V168H83ZM82 169V170H83ZM163 169V168H162ZM161 169V170H162ZM174 169V168H173ZM66 170V169H65ZM100 170V169H99ZM105 170V169H104ZM153 170V169H152ZM159 170V171H161ZM192 170V169H191ZM79 171V170H78ZM108 171V170H107ZM101 172H103L101 170ZM113 172V171H112ZM156 172V171H155ZM58 173V172H57ZM78 173H81V172H78ZM59 174V175H60ZM128 174V173H127ZM191 174V172H190ZM69 175V177H68ZM84 175V174H83ZM110 175V173H109ZM77 177L78 176H81L80 175H76ZM107 178H106V177ZM73 177V176H72ZM82 177V176H81ZM84 177V176H83ZM115 177V176H114ZM53 178V177H51ZM90 178V177H89ZM111 180H110V179ZM193 178V177H192ZM3 179V178H2ZM5 179V178H4ZM46 179V178H45ZM86 179V178H85ZM81 180V179H80ZM89 181V180H87ZM245 181V180H244ZM249 182H252V181H249ZM248 182V183H249ZM254 183L251 184V188H253V190L255 189H258L260 188L258 185V183H255L256 181H253ZM45 183V182H44ZM85 183V185H86ZM59 184V183H58ZM84 184V183H83ZM50 185V184H49ZM94 185H95V188H94ZM132 185V183H131ZM58 186V185H57ZM117 186V187H116ZM128 186V185H126ZM87 187V186H86ZM6 190V189H5ZM141 190V189H140ZM254 190V191H255ZM126 191V190H125ZM121 192V191H120ZM237 192V191H236ZM234 192V193H236ZM22 193V192H21ZM123 193V192H122ZM121 193V194H122ZM71 194V195H70ZM120 194V195H121ZM140 194V193H139ZM117 195V193H116ZM123 195V194H122ZM124 196V195H123ZM130 196V198L132 197V199H143L142 201V209L141 211L136 209L137 211H140L141 214L138 212V214L140 215L141 219H149L150 215L154 216L155 213L157 215V213L159 214L162 209H164V205L162 206L161 203L163 204V199L164 197H153V199L151 197H138L136 195H128ZM127 196V197H128ZM157 196V195H156ZM27 197V196H26ZM122 197V196H120ZM12 198V196H11ZM10 198V199H11ZM115 198V197H114ZM8 199V198H7ZM116 199V198H115ZM176 199V198H175ZM128 200V199H126ZM4 201V204L6 203V199L5 200H2ZM124 201V200H123ZM132 201V200H131ZM141 201V200H140ZM136 202V201H135ZM134 202V203H135ZM161 202V203H160ZM10 202H7L6 206L3 207V209H5V214L7 216H10L11 215V211H10V208L11 206H9ZM35 203V204H34ZM107 203V202H106ZM109 203V202H108ZM125 203V201H124ZM127 203V202H126ZM187 203V201H186ZM3 204V205H4ZM15 204V202H14ZM50 204V203H49ZM62 204V203H61ZM105 204V203H104ZM180 204V203H179ZM182 204V202H181ZM185 204V203H184ZM188 204V203H187ZM196 203L191 202L189 203V206L187 205L188 208H186L187 210H197V206L195 205ZM21 205V204H20ZM34 205V206H33ZM54 205V204H53ZM140 205V204H139ZM60 206V205H59ZM81 206V207H82ZM116 206V205H115ZM184 206V205H182ZM24 206L20 207V208H24ZM137 207V206H136ZM186 207V206H185ZM190 207V208H189ZM31 208V207H30ZM35 208V207H34ZM61 208V207H60ZM87 208V207H86ZM95 208V207H94ZM102 208V207H101ZM83 209V208H82ZM184 209V208H182ZM166 211V209H164ZM170 210V209H169ZM251 210V209H250ZM249 210V211H250ZM59 211V210H58ZM210 211V210H208ZM99 212V211H98ZM111 212V211H110ZM133 212V211H132ZM170 212V211H169ZM173 212V211H172ZM188 212V211H187ZM215 212V211H214ZM232 212V211H231ZM112 213V212H111ZM129 213V212H128ZM162 213V212H161ZM164 213V211H163ZM162 213V214H163ZM166 213V212H165ZM174 213V212H173ZM182 213V212H181ZM246 213V212H245ZM92 214V213H91ZM114 214V213H112ZM137 214V215H138ZM154 214V215H153ZM206 214V213H205ZM217 214V213H216ZM244 214V213H243ZM161 215V214H160ZM166 215V214H165ZM163 216V215H162ZM209 216L212 220L214 221H217L216 224L213 223V222H208V224L210 226H213V225H219V224H223L222 222H220L219 220L220 219H216V217L213 215H211V212H209ZM244 216V215H243ZM246 216V214H245ZM39 217V216H38ZM61 217V216H60ZM76 217V216H75ZM112 217H114L112 215ZM161 217V216H159ZM165 217V216H164ZM170 217V215H169ZM213 217V218H212ZM54 218V217H53ZM89 218L94 221L96 219V217L94 218L93 216H89ZM167 218V217H166ZM245 218V217H244ZM160 219V218H159ZM173 219H174V216H173ZM222 219V218H221ZM249 219V218H248ZM73 220V219H72ZM178 220V219H177ZM253 220V219H252ZM79 221V220H78ZM89 221V220H88ZM155 221V220H154ZM31 222V221H30ZM29 222V223H30ZM36 222V221H35ZM63 222V221H62ZM152 222V220L150 221ZM174 222V221H173ZM172 222V223H173ZM177 222V221H176ZM175 222V223H176ZM181 222V221H180ZM219 222V223H218ZM224 222V221H223ZM44 223V222H43ZM218 223V224H217ZM233 223V222H232ZM247 227L249 224H261L259 222H247ZM91 224V223H90ZM158 224V223H157ZM163 224V223H162ZM87 225V224H86ZM89 225V224H88ZM105 225V224H104ZM119 225V224H118ZM159 225V224H158ZM175 225V224H174ZM173 224H170V225H167L166 224V227L169 228V229H177V228H182L181 226H178V225H175L174 226ZM253 225V226H254ZM59 226V225H58ZM85 226V225H84ZM83 226V227H84ZM90 226H93L90 225ZM150 226V225H149ZM156 226V225H155ZM165 226V225H164ZM231 226V225H230ZM250 226V225H249ZM252 226V225H251ZM55 227V226H54ZM65 227V226H64ZM7 226H5V229L7 230ZM57 228V227H55ZM82 228V227H80ZM86 228V226H85ZM92 228V227H91ZM184 228V227H183ZM258 227H256L257 229ZM10 229V228H8ZM74 230H79V228H73ZM259 229V228H258ZM56 230V229H55ZM117 230H120L119 232L121 233L120 236L121 237H124L125 239L127 240H124V238L122 239V244L125 245V242H130V240H128V238L130 239L131 238V230L130 228H128L127 226H122V225H119ZM182 230V229H181ZM200 234H203L205 235V237L207 236L210 240H213L214 239V234L212 235V233H208L207 232V229L205 230L204 228H200ZM57 231V230H56ZM72 231V229H71ZM68 232V231H67ZM110 232V231H109ZM177 232V231H176ZM175 232V233H176ZM70 234V232H68ZM72 233V232H71ZM158 233V232H157ZM73 234V233H72ZM159 234V233H158ZM208 234V235H207ZM239 235H241L240 233H238ZM74 235L76 237H82V236H79V233L77 232H74ZM155 235V234H154ZM154 235L152 233V235H150L148 238L149 239H146V241L144 242L143 240V244H141L139 247H138V251H136L135 253L138 254L136 260L140 257V261L141 263L143 264H158V260L160 258H165L166 255H169L170 252H174L176 251L177 252V249L179 250V248H177L176 246L174 247V242L170 243L168 242V244H173L171 247H168V246H165V247H161L160 250L156 251V252H153V244H154ZM238 235V236H239ZM65 236V235H64ZM73 236V235H72ZM74 236V237H75ZM63 237V236H62ZM75 237V238H76ZM85 237V236H84ZM158 238V237H157ZM216 238V237H215ZM72 239V238H71ZM117 239V238H116ZM78 240V239H77ZM87 240V239H86ZM84 240V241H86ZM141 240V239H140ZM215 240V239H214ZM71 241V240H70ZM76 241V240H75ZM82 241V240H80ZM118 241V240H117ZM216 241V240H215ZM83 242V241H82ZM132 242V241H131ZM84 243V242H83ZM86 243V242H85ZM88 243V242H87ZM134 243V242H133ZM56 244L57 248L55 250V254L58 256V258H61V260H58L56 261L57 259L53 258V259H49L48 260V263L50 264H72L71 261L68 262V259L67 258L68 256L67 255H70L71 253H73L72 255L74 257H76L77 259L79 260H86L88 258V255H91L90 251L87 250L86 246L88 245L89 246V243L86 245H80L78 242H74V245L75 247H73V245L71 246L70 244H65V243H62V244H59V243H54ZM58 244V245H57ZM82 244V243H81ZM108 244V243H107ZM121 244V242H120ZM119 244V245H120ZM132 244V243H131ZM130 244V245H131ZM156 244V242H155ZM115 245V244H114ZM133 245V244H132ZM138 245V244H137ZM81 246V247H80ZM116 246V245H115ZM114 246V247H115ZM118 246V245H117ZM158 246V245H157ZM77 247L79 248V250H76ZM85 247V248H84ZM112 247V246H111ZM121 247V246H120ZM128 247V245H127ZM156 247V246H155ZM75 248V251L74 249ZM91 248V247H90ZM116 248V247H115ZM157 248V247H156ZM187 248V247H186ZM192 248H193V245H192ZM195 248H199V246H196L194 245V249ZM223 248V247H222ZM16 250V248H13L12 250ZM113 249V248H111ZM126 249V248H125ZM176 249V250H175ZM190 249V247L188 248ZM136 250V249H135ZM157 250V249H155ZM181 250V248H180ZM207 251V254L209 252L212 251V248H208V249H205ZM119 251H122L119 250ZM187 251V249H186ZM199 251H202L201 249ZM205 251V253H206ZM20 250H18L15 255L13 257H15L17 260L19 259V253ZM39 251L38 250H35V249H32L31 253L32 254H37ZM122 253V252H121ZM125 254V253H124ZM127 254V253H126ZM92 256V255H91ZM126 256V255H125ZM124 256V257H125ZM128 256V255H127ZM133 256V255H132ZM131 256V257H132ZM144 260H142L141 257H144ZM207 256V255H206ZM220 256V255H219ZM105 257H107V255H105ZM133 257H136V255H134ZM208 257V256H207ZM63 259H67L66 261H63ZM73 259V258H71ZM213 259V258H212ZM223 259V258H222ZM225 259V258H224ZM123 260V259H122ZM127 260V259H126ZM134 260V259H133ZM216 260V259H215ZM73 261V260H72ZM124 261V260H123ZM230 261V260H229ZM21 260H18V262L16 263H20ZM125 262V261H124ZM123 262V263H124ZM127 262V261H126ZM125 262V263H126ZM213 262H215L213 260ZM224 262V261H223ZM122 261H121V264H123ZM137 263L139 264V261L137 260ZM117 264H119L117 262ZM129 264V263H128ZM224 264V263H223ZM228 264H232L231 262L228 263Z\"/></svg>", "mask_w": 264, "mask_h": 264}]
</instances>
